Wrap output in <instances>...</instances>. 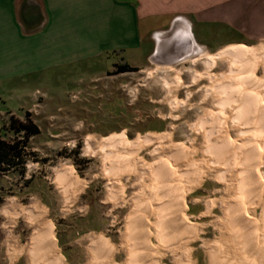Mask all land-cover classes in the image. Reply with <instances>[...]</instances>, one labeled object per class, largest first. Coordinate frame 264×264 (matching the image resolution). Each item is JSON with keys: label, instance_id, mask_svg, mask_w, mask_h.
<instances>
[{"label": "rangeland", "instance_id": "rangeland-1", "mask_svg": "<svg viewBox=\"0 0 264 264\" xmlns=\"http://www.w3.org/2000/svg\"><path fill=\"white\" fill-rule=\"evenodd\" d=\"M192 47L189 42L170 39L162 52L136 72L115 74L121 64L112 66L110 62L99 61L48 67L18 83V101L24 108L14 115H0L3 139L22 147L23 133L17 136L10 124L25 123L27 119L36 125L39 134L26 144L23 168L19 166L11 173L0 172V264H9L6 257L8 241L16 242V247L27 245L32 228L24 216H15L20 209H26L32 203L46 210L44 219L52 224L56 248L65 264H85L86 238L90 235H103L113 248L118 247L126 217L132 208L131 200L142 191L147 195L150 180L146 175L140 178L138 174L126 176L121 173L115 182L117 176H106L104 167L116 155L112 154L107 163L102 160L103 155L97 146L103 139L120 136L133 143L145 135L168 132L170 137L167 141L162 140L160 157L163 160L169 159L172 164L169 152L176 146L194 154L188 153L191 156H187V163L193 161L200 168L209 160L204 153L205 140L194 133L192 126L202 112L212 109L210 100L203 101L202 98L203 91L210 87L211 82L206 78L192 81L193 75L205 72L200 61L203 56L198 57ZM204 53L213 55L207 51ZM227 70L225 62L217 61L208 76L219 79L228 73ZM176 77L180 79V86L171 87L168 92L162 80L171 81ZM253 78L255 81L264 79L261 64ZM174 101L181 107L172 109ZM7 104H11L10 100ZM230 133L232 142L234 133ZM87 139H90V151H86ZM213 140L220 142L221 138ZM154 148L156 142L134 154L136 162H139L138 169L147 170L159 160L153 153ZM120 157H125V154ZM181 162L184 161L179 162L183 166L180 171L185 170L187 164ZM70 170L71 178H75L79 187L72 182L70 186L67 183L63 187L55 180L60 173L68 174ZM204 170L203 181L187 197L188 214L192 216L190 221L202 230L200 240L191 245L196 264H207L202 243L217 241L218 222L224 221L223 206L231 203L235 196L234 191H224V186L213 173ZM259 171L261 174L264 170ZM111 188L116 192L122 190L121 202L116 205L109 201ZM256 212L259 214L260 210ZM152 243L156 246L154 240ZM222 243L224 246L228 244L226 240ZM123 259L121 253L116 261L121 263ZM171 263L169 255L162 259V264ZM14 264L28 262L23 255Z\"/></svg>", "mask_w": 264, "mask_h": 264}, {"label": "bare ground", "instance_id": "bare-ground-1", "mask_svg": "<svg viewBox=\"0 0 264 264\" xmlns=\"http://www.w3.org/2000/svg\"><path fill=\"white\" fill-rule=\"evenodd\" d=\"M200 61L205 72L193 75L192 81L206 78L211 82L210 87L203 91L202 98L203 101L210 100L212 109L202 112L192 129L204 138V153L209 160L206 163L201 161L200 168L193 161L187 163V156L192 153L186 152L182 146H176L169 152L175 165L170 164L169 159L163 160L160 157L162 140L167 141L170 137L168 132L145 135L133 143L120 136L100 141L97 147L105 163L112 154L116 155L104 167L106 176H117L115 182H118L121 173L126 176L138 174L140 178L146 175L150 185L146 196L142 191L137 198H132V208L117 248H113L103 235L86 238L85 264H162L167 255L171 257V264H196L191 245L200 240L202 230L190 221L192 216L188 214L187 197L203 181L204 169L215 175L224 191L235 193L231 203L223 206L224 221L218 222L217 241L202 243L207 264H264V171L261 174L259 171L264 170V79L255 81L253 78L259 64L264 72V47L250 50L241 46L228 47L215 55L205 54ZM217 61L225 62L228 68V73L219 79L208 76ZM162 81L168 92L171 87L180 86L178 77ZM171 104L172 109L180 106L176 101ZM230 132L234 133L232 142ZM215 138H221L220 142L213 140ZM154 142L156 148L153 153L159 160L147 170L138 169L139 162H136L134 154ZM85 147L86 151L91 150L90 139L85 141ZM122 154L125 157H120ZM180 161L187 163L184 164L185 170L180 171L183 167L179 165ZM230 172H234V177ZM71 175L72 170L68 174L60 173L55 180L62 186L67 183L70 186L72 182L79 187ZM63 193L66 194L67 190L64 189ZM122 196L121 189L116 192L111 188L109 201L116 205ZM258 209L259 214L256 212ZM45 215L46 210L37 203L16 213L15 217H25L32 233L25 246L16 247V242H7L9 264H14L23 255L28 264H65L56 248L52 224L44 219ZM222 240L228 244L224 246ZM159 251L164 255H159ZM121 253L124 259L117 263L116 258Z\"/></svg>", "mask_w": 264, "mask_h": 264}, {"label": "crops", "instance_id": "crops-1", "mask_svg": "<svg viewBox=\"0 0 264 264\" xmlns=\"http://www.w3.org/2000/svg\"><path fill=\"white\" fill-rule=\"evenodd\" d=\"M170 39L198 57L264 47V0H0V115L24 108L18 83L41 69L99 61L138 69Z\"/></svg>", "mask_w": 264, "mask_h": 264}, {"label": "trees", "instance_id": "trees-1", "mask_svg": "<svg viewBox=\"0 0 264 264\" xmlns=\"http://www.w3.org/2000/svg\"><path fill=\"white\" fill-rule=\"evenodd\" d=\"M136 69H132L126 65H120L118 70H115V74H122L127 72H136ZM28 118V116H27ZM11 130L18 136L23 133L22 147H19L17 143H7L4 141L2 132L0 129V172L11 173L14 172L19 166L23 168L25 163V148L28 140L31 137L39 134V129L29 119L25 123H17L14 125L13 122L10 124Z\"/></svg>", "mask_w": 264, "mask_h": 264}]
</instances>
